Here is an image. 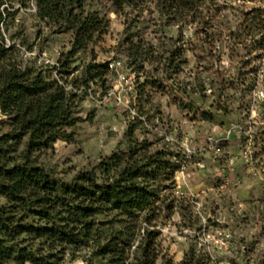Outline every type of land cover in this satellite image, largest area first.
Masks as SVG:
<instances>
[{
  "label": "rangeland",
  "instance_id": "rangeland-1",
  "mask_svg": "<svg viewBox=\"0 0 264 264\" xmlns=\"http://www.w3.org/2000/svg\"><path fill=\"white\" fill-rule=\"evenodd\" d=\"M7 3L14 14L2 31L23 68L40 66L43 48L58 63L66 61L74 32L44 31L35 0ZM88 8L105 18L107 28L61 66L68 87L81 92L74 107L78 121L68 129L71 138L35 152V161L72 180L102 157L126 151L127 128L137 118L140 139H160L183 154L173 186L179 207L161 226L157 264L178 263L192 251L200 264H264V25L253 27L264 24L253 12L264 17V0L211 1L198 23L188 25L159 0L121 12L108 0H89ZM127 37L155 59L139 69V58L127 54ZM110 59L126 60L135 81L123 100L113 70L104 86L103 80L82 81L88 63ZM4 118L0 113V128ZM95 246L68 247L49 264H103Z\"/></svg>",
  "mask_w": 264,
  "mask_h": 264
},
{
  "label": "trees",
  "instance_id": "trees-1",
  "mask_svg": "<svg viewBox=\"0 0 264 264\" xmlns=\"http://www.w3.org/2000/svg\"><path fill=\"white\" fill-rule=\"evenodd\" d=\"M35 1L36 14L49 29L75 34L66 61L23 68L2 31L14 12L7 0H0V113L5 117L0 128V264H49L68 247L90 243H96L94 254L103 264H157L163 252L161 226L179 207L173 186L183 154L160 139H140L135 118L127 128L126 151L102 157L72 180L61 179L35 161V152L58 138H71L68 129L78 121L74 107L81 92L67 90L61 66L107 28L105 18L88 8L89 0ZM141 1L108 0L119 12ZM159 1L170 16L188 25L198 23L204 5L215 0ZM253 12H259L264 23L262 12ZM256 20L257 15L254 24ZM125 43L128 56L139 58V69L155 59L151 49L141 50V43L131 37ZM110 70L109 61L90 62L82 81L88 85L103 80L104 86ZM166 264H200V258L192 251L182 261Z\"/></svg>",
  "mask_w": 264,
  "mask_h": 264
},
{
  "label": "built area",
  "instance_id": "built-area-1",
  "mask_svg": "<svg viewBox=\"0 0 264 264\" xmlns=\"http://www.w3.org/2000/svg\"><path fill=\"white\" fill-rule=\"evenodd\" d=\"M34 10L36 12L37 7L35 4ZM44 31H49V27L45 25L43 28ZM75 34V33H74ZM109 61V68L116 73V77L118 82L120 83L119 86V99L123 100V97H126L129 93H131L132 89H134V79L132 77V73H127L125 71V63L126 60H108ZM37 62L39 65H59L58 60H55L50 54L47 48H43L37 56ZM54 75L57 76V70L53 71ZM72 88L67 87V90H71ZM123 96V97H122ZM247 156V155H246Z\"/></svg>",
  "mask_w": 264,
  "mask_h": 264
}]
</instances>
